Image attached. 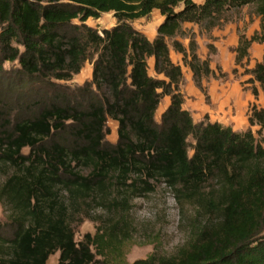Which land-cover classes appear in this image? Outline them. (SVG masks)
<instances>
[{"label": "trees", "instance_id": "16d2710c", "mask_svg": "<svg viewBox=\"0 0 264 264\" xmlns=\"http://www.w3.org/2000/svg\"><path fill=\"white\" fill-rule=\"evenodd\" d=\"M244 6L259 17V31L239 34L235 63L248 58L251 43L263 44L248 71L256 99V82L264 94V0H0V163L14 168L0 191L13 226L8 254L0 234V264H46L57 251L58 264H107L96 256L127 240L123 214L76 241L59 193L95 195L127 214L132 197L152 190L150 180L214 218L176 253L131 264H264V109L250 104L243 131L206 116L194 122L182 108V71L169 48L182 54L201 89L209 62L197 55L193 33L188 47L176 38L182 23L221 25L224 13ZM153 9L164 19L149 40L131 22ZM104 12H113L116 24L100 34L85 21ZM149 57L161 78L149 75ZM87 60L89 81L73 88L58 82ZM5 61L18 62L12 81H3ZM166 95L170 102L157 121ZM109 119L117 122L115 143L106 140Z\"/></svg>", "mask_w": 264, "mask_h": 264}, {"label": "rangeland", "instance_id": "374dc122", "mask_svg": "<svg viewBox=\"0 0 264 264\" xmlns=\"http://www.w3.org/2000/svg\"><path fill=\"white\" fill-rule=\"evenodd\" d=\"M149 16L144 18L147 19ZM221 19L220 21H223V19H227V21L222 22L223 24L221 25L215 24L214 26L206 22L199 25L191 22L186 25L182 23L183 30L176 38L185 47H188L189 36L193 33V38L197 44V55L207 58L212 67L209 75L201 77L202 88L200 89L198 87L202 101L210 104L212 102L211 97L215 95V91L220 93L225 88L223 92L227 94L229 101L225 105L227 112L221 111V113L228 116L232 123L235 124L236 131H243L249 127L248 122L246 123L245 121L246 119L248 121L250 104L255 102L259 107L264 109V94L257 82L255 85L259 87L260 96L258 95L256 99L249 100L248 104L243 102V100L245 101V94L250 92L252 85L250 82H247V79L251 77L248 71L254 67L257 60H261L263 44L255 43L249 49L248 58H244L241 63L235 66L227 67L226 54L228 50L230 52L232 51V46H230L231 39H229V32H223V30L226 25H232L231 28L234 27L236 37L240 33L251 35L252 32L259 31V17L254 14L252 7L244 6L239 11L230 10L224 13ZM143 21L136 19L131 23L137 29L143 24ZM72 23L79 24L80 22L78 19H73ZM85 23L88 26L96 28L101 34L102 29L114 26L116 20L113 12H104L96 19L88 18ZM207 44H212L213 48H208ZM19 47L22 50V47ZM169 48L171 59L173 61L175 60L174 53L179 54L182 65L186 66V63L182 60V54L174 51L170 46ZM201 57L200 59H202ZM153 62V57L147 59L148 73L153 77L161 78L162 75L155 73ZM2 67L7 71L4 74L3 81H6V78L11 81L14 80L15 75L11 70L18 67V62L5 61ZM181 71L183 80L180 85V91L183 97L187 93V98L193 101L194 109L199 110L196 105L195 94L191 91L193 87H196L193 75L185 68ZM10 72L11 74L9 75ZM91 73L92 63L87 60L83 63L80 72L74 74L70 80L58 82L73 88L89 81L91 79ZM221 95L223 96L224 94ZM169 102L168 96L161 98L155 112L157 121L160 120V115L166 109ZM212 106V108L217 107V103H214ZM190 114L194 122L203 120L204 116L209 118L207 114H202L201 111L198 114L195 111L190 112ZM107 124L109 126V132L106 135V140L110 143H115L117 141V122L109 119ZM251 128L254 134L258 136L255 132L258 126H252ZM188 141L193 142L190 137ZM28 150V148H24L22 152L28 153ZM191 152L189 149V153ZM80 172L86 175L88 169H80ZM13 173V167L0 163V191L6 179ZM150 183L153 186L151 191L130 199L127 214L118 205L109 204V202L95 195L87 198L80 197L74 199L70 197L67 191L62 190L59 193V201L61 203L63 202L67 207L65 212L66 218L74 232L75 240H83L84 235L87 233L93 236L98 228H105V226L113 223L123 214L124 219L127 221V240L116 251L110 252L105 250V256L98 254L96 257L106 261L107 264H131L137 259H144L152 254L169 256L176 253L193 236L196 227L201 226L204 221L208 222L214 218L198 210L197 205L193 201L177 202L172 190L163 181L150 180ZM211 183H214V181H211L208 185ZM113 191L115 193L112 196H116V190L114 189ZM11 217L12 207L5 197H1L0 193V234L6 240L4 241L5 246L3 247L5 254L10 252L8 248L9 242L7 240L11 237L13 227ZM58 258L59 252L57 251L48 257L46 264H58Z\"/></svg>", "mask_w": 264, "mask_h": 264}, {"label": "crops", "instance_id": "0c3cea01", "mask_svg": "<svg viewBox=\"0 0 264 264\" xmlns=\"http://www.w3.org/2000/svg\"><path fill=\"white\" fill-rule=\"evenodd\" d=\"M193 1L196 2V3H198V4L204 2V0H193ZM163 19H164V17L159 13V11L157 9H153L152 12H151V14H150V16H149V18L146 19V18L143 17V18L137 19L139 21L140 20H144L143 21V24H141L137 29L140 30L141 32H143L149 40H153L154 37L156 36V28H157L158 24L163 21ZM184 23H185V25L186 24H190V22H188V23L187 22H184ZM231 26L232 25H226L225 28H224V30H223V32H225V31L226 32H229V39H231V45L230 46H232V51L230 52V50H228V53L226 54V66L227 67L237 65L235 63V55H236V52H235L234 48L238 44V37H236V35H235L234 27H232L233 28L232 29ZM247 36L249 37L250 35H247ZM255 43H257V42L251 43L249 49L251 47H253ZM249 49H248V53L250 51ZM222 53L224 54V51L223 50H222ZM174 56H175V60L174 61L172 60V61L175 64H178L181 67V70H183V68H185L190 73H192L191 69L189 68V66L187 64H186V66H183L182 65L181 57L179 56V54H175L174 53ZM201 58H202V60L206 59L204 56H202ZM257 61H260V60H257ZM208 62H209V60H208ZM209 68L212 69V67L210 66V64H209ZM187 84H188V82H187ZM257 88H258V95L260 96V94H259V92H260L259 91V87L257 86ZM191 91L195 94L196 102H197L196 105H197V108H199V110L194 109L193 101L191 99H188L187 98V96H188L187 93L184 94V99H183V102H182V108L183 109L188 110L191 113L193 111H195V112H197V114L199 113V111H201L202 114H207L208 115V117H209L208 119H209L210 122H219L221 124L230 126L234 131L237 130L236 127H235V124L232 123V121L228 118V116L223 115L224 113L223 114L221 113V111L227 112V109L225 108V105L229 101V99L227 97V94H225L223 92V91H225V88H223L222 91H220V93H218L217 91H215V95H212V97H211L212 102L210 104L209 103H204L202 101L201 95H200V89L197 86L196 87H193L191 89ZM221 94H224V95L222 96ZM164 97H167V95L164 96ZM253 98H254V96H253V94L251 93V90H250V92H248L247 94H245V101L243 100V102H245V103L248 104V101L249 100H253ZM199 102H202V103H199ZM214 103L215 104L217 103V107L212 108L213 107L212 105ZM245 122L246 123L248 122L247 119H246ZM253 126H257V125H253Z\"/></svg>", "mask_w": 264, "mask_h": 264}]
</instances>
